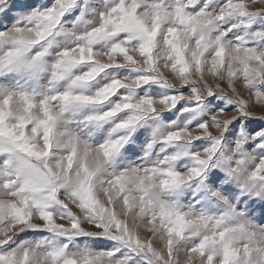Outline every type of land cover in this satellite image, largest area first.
Returning <instances> with one entry per match:
<instances>
[{
  "label": "snow or ice",
  "instance_id": "6c2138e0",
  "mask_svg": "<svg viewBox=\"0 0 264 264\" xmlns=\"http://www.w3.org/2000/svg\"><path fill=\"white\" fill-rule=\"evenodd\" d=\"M253 103L264 0H0V264H264Z\"/></svg>",
  "mask_w": 264,
  "mask_h": 264
},
{
  "label": "rangeland",
  "instance_id": "374dc122",
  "mask_svg": "<svg viewBox=\"0 0 264 264\" xmlns=\"http://www.w3.org/2000/svg\"><path fill=\"white\" fill-rule=\"evenodd\" d=\"M240 86H241L240 84L237 85L238 88H240ZM244 95H245V98H248L247 93H244ZM250 110L256 112L257 116L264 114V106L256 104V103L252 104Z\"/></svg>",
  "mask_w": 264,
  "mask_h": 264
}]
</instances>
